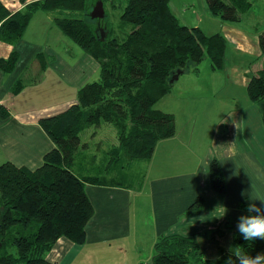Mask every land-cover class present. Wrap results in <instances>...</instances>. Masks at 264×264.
<instances>
[{
  "label": "crops",
  "instance_id": "crops-1",
  "mask_svg": "<svg viewBox=\"0 0 264 264\" xmlns=\"http://www.w3.org/2000/svg\"><path fill=\"white\" fill-rule=\"evenodd\" d=\"M0 1L11 13H16L39 0ZM235 4L239 9L237 21L218 17L221 19L217 20L220 27L210 34L199 25L195 26L208 35L221 33L227 39L225 67L219 70L209 59V62L204 61L205 69L209 68V72L205 73L209 76L201 82L197 81V86L201 84V87L195 88V91L198 95L203 93L211 97L232 87L241 91L244 103L227 107L225 112L221 109V134L220 128L213 127V130L207 131L206 125L203 126L207 114L215 116L206 108L188 111L182 126L176 120L175 136L161 140L153 157L148 160L151 161L157 151L162 154L163 163L167 164L170 158L169 169L154 177H148L147 170L135 185L129 182L131 176L127 172L126 185L116 183L119 174L135 160L124 162L122 169L112 165L109 153L118 145V138L117 143L107 151L97 175L76 173L75 159L73 171L78 177L97 176L109 183L85 185L94 209L93 217L86 226L85 243L78 244L62 237L47 254L48 261L76 264L78 260V264H93L99 258L112 261L117 256L121 264H141L143 257L136 254L129 256L127 247L131 246L130 253L133 250L141 253L147 228H150L148 240L153 246L161 236L180 235L198 237L206 260H219L236 252L234 239L239 217L250 214L247 213L250 203L264 205V102L253 103L248 96L252 75L264 68L260 40L264 32V19L260 12L264 8V0H241ZM66 37L54 22L52 14L38 11L22 38L11 41L0 38V165L11 162L17 167L34 171L43 164L46 154L54 149L55 144L41 126V120L67 111L77 100L69 97L66 103L59 101V106L46 111L49 107L39 103L41 99L48 98L47 90L54 89L50 87L52 81L56 80L61 87L65 78L69 85L72 82L78 94L83 85L91 83L84 84L85 80L94 76L93 80L96 75L100 79V63L90 55L92 62L95 61L94 71L92 74H79L80 61L87 59L84 57L87 54L83 52L79 55ZM13 52L18 53V61L13 71L6 72L1 63L8 60ZM80 56L81 59H78ZM66 57L73 59L71 61ZM260 60L257 65L256 61ZM201 65L196 72L191 69L187 81L193 82L196 75L200 76ZM80 76L83 77L81 82L78 80ZM20 84L22 87L17 89ZM2 113L7 116L2 117ZM207 132L210 134L208 145L204 135ZM82 144L81 148H85L86 144ZM214 160L218 161L225 176V193L213 189L210 168ZM197 199L202 201L200 209L195 214H189L190 206ZM222 206L227 209L224 216ZM224 226L226 231L222 234L218 232L220 238L217 239L214 233ZM114 244H117V249L113 250Z\"/></svg>",
  "mask_w": 264,
  "mask_h": 264
},
{
  "label": "trees",
  "instance_id": "trees-1",
  "mask_svg": "<svg viewBox=\"0 0 264 264\" xmlns=\"http://www.w3.org/2000/svg\"><path fill=\"white\" fill-rule=\"evenodd\" d=\"M97 1L39 0L16 13L0 1L1 39L22 38L34 14L44 11L101 66L100 79L83 86L77 102L65 112L41 120L55 147L39 168L31 171L11 162L0 165V264H54L47 254L60 238L85 243L86 226L94 214L85 185L109 183L97 176L80 178L73 171L85 129L103 122L117 128L118 145L109 153L113 166L117 162L122 169L124 162L151 159L157 144L176 134L175 115L156 108L171 91L174 74L197 71L207 59L216 69L225 67V36L181 24L171 0H129L121 19L132 32L124 41L113 37L108 27L107 39L98 37L96 19L90 14ZM206 1L214 16L227 21L239 18L235 2L241 0ZM260 40L264 55V32ZM18 58L13 52L1 66L11 72ZM248 96L253 103L264 102V68L252 75ZM210 171L213 189L225 193L226 179L217 160ZM127 181L122 172L116 183L125 186ZM201 205L197 199L188 213H197ZM234 247V254L210 261L200 252L198 237L161 236L152 262L141 264H226L230 257L239 264L237 254L255 257L264 253V239L247 241L237 232Z\"/></svg>",
  "mask_w": 264,
  "mask_h": 264
},
{
  "label": "rangeland",
  "instance_id": "rangeland-1",
  "mask_svg": "<svg viewBox=\"0 0 264 264\" xmlns=\"http://www.w3.org/2000/svg\"><path fill=\"white\" fill-rule=\"evenodd\" d=\"M129 0H107L105 4V10H106V16L103 20H95L93 23L97 26L98 29V37L103 38L104 34L105 39L109 36L108 34V28H110L111 32H114L113 37H118L120 40L124 41L126 37L129 36V33L132 32V28L129 25H125L121 19L122 14L124 12L125 7L128 5ZM171 7L173 12L177 15L180 22L182 24L188 25L190 27H195L196 25L202 27L205 29V31L210 34L212 31H215V29L219 28V22L221 21L220 18L217 16H214L211 11L209 10L208 4L206 0H171ZM262 7V5L260 6ZM94 8V6H93ZM92 8V10H93ZM91 10V12H92ZM90 12V14H91ZM261 16L264 19V8L260 10ZM90 18L88 17V20ZM218 20V21H217ZM108 27V28H107ZM57 28V27H56ZM67 38V42L74 46L75 50L79 53V55L83 54L85 52L80 46H78L74 41H72L70 38ZM86 53V52H85ZM87 54V53H86ZM84 57L87 59H82L80 62V75L82 73H88L92 74L94 71V63L93 60L90 59L91 57L87 54ZM67 58V57H66ZM72 61V57L67 58ZM81 59V56L80 58ZM207 62L208 59L206 60ZM205 61V62H206ZM97 62V61H96ZM205 62L200 67V76L196 75V80L193 82L187 81L189 77V72L184 73L179 77L178 80L174 82L172 85V91L166 95L157 105L156 108H160L163 110L168 111V113H174L176 115V120H178V124L180 126L184 125L182 122H185V116L187 115L188 111H195V110H204L205 108L208 111H212L215 116H210L207 114L206 119L203 121L206 125V130L209 131L210 129L213 130V127L220 128L218 129L220 134L223 131V128L220 121H221V113L224 110L226 111V108L229 107H235V105H242L244 103V100L242 98V93L239 90H235L232 87L228 88V91L225 92V90H222L221 92H216L213 94V96L209 97L206 95L196 94L195 88H200L201 84L197 86V81L201 82L203 78H206V73L209 72L205 69ZM257 65L258 63H261V60L258 62L256 61ZM207 71V72H206ZM196 72V71H194ZM206 72V73H205ZM99 73V72H98ZM88 75H86L87 77ZM214 76H217L215 74ZM91 78H88L85 80V83L93 82L99 79V75H96L95 78L92 80ZM182 78V80L180 79ZM65 81V84L61 87L58 86L57 81L51 82L50 87H54L53 90L49 89L47 90L46 100L43 101L41 99V102L39 103L41 106L49 107V109H46V111H50L55 106H59L58 102L60 101L61 104H64L67 102V99L74 98L75 100H78V94L74 88V85L70 83L67 79H63ZM80 82L83 81V77L80 76L78 79ZM181 80V81H180ZM203 84V82H202ZM82 85V84H81ZM84 86V85H83ZM82 86V87H83ZM202 86H205L204 84ZM61 92H63L61 94ZM45 95V94H44ZM202 95V97H201ZM235 97V99H233ZM74 101V100H73ZM77 102V101H76ZM38 105V104H37ZM36 105V106H37ZM50 105H53L50 107ZM45 111V110H43ZM218 116V117H217ZM264 124V122H263ZM221 130V131H220ZM117 128L107 122H103L101 126H92L87 129H85L81 133V139L82 143L86 144L84 145L85 148H81L78 152V155H76V165L75 170L76 173L80 175H97L98 169L101 168L104 157L107 155V151L111 149L117 143ZM207 137V145H208V138H209V132L207 134H204ZM203 134H201V137ZM116 141V142H115ZM206 144V143H205ZM83 145V144H82ZM162 154L158 153L156 151V156L151 160L150 159H135L132 161V163L127 166L126 170L123 172H127L131 177L129 178V182L131 184L135 185L137 184L144 174H146V171L148 170V177H154L155 175H158L164 171V169H169V161L167 162L168 156H166V163H163L161 161ZM201 162V159L199 158V163ZM118 166L117 162L115 163V168ZM150 166V167H149ZM126 167V166H125ZM81 172H80V170ZM115 170V169H114ZM165 172V173H166ZM150 228H147V233L143 236V249L141 253H137L133 250L132 253H130L131 246L127 247V251L129 256H132L136 254L137 256H142L143 260H141V263H151L152 259L155 255V244L154 246L151 244V240L149 239V230ZM222 229H225L226 226L222 227ZM222 234V232H219ZM214 235L218 238L220 234L214 233ZM229 238V237H228ZM141 241V240H140ZM200 243V241H198ZM117 244L113 245V250L117 249ZM200 252L203 253V250L201 249ZM15 255L17 254L16 250L14 251ZM204 254V253H203ZM81 260V258H80ZM78 260L76 261V264H78ZM85 263V262H84ZM122 261L118 259L117 256H115L114 260L107 261L103 258L97 259L96 263L93 264H121ZM139 263V262H138ZM125 264H127L125 262ZM130 264H133L130 262Z\"/></svg>",
  "mask_w": 264,
  "mask_h": 264
},
{
  "label": "clouds",
  "instance_id": "clouds-1",
  "mask_svg": "<svg viewBox=\"0 0 264 264\" xmlns=\"http://www.w3.org/2000/svg\"><path fill=\"white\" fill-rule=\"evenodd\" d=\"M207 167V162L205 161ZM223 207V206H222ZM222 216L227 212V209ZM247 213L239 217L237 229L240 235L247 241H254L256 238L264 239V205H257L255 202L248 204ZM221 216V217H222ZM239 264H264V253L258 254L255 257L239 255ZM226 264H234L231 257L226 261Z\"/></svg>",
  "mask_w": 264,
  "mask_h": 264
},
{
  "label": "water",
  "instance_id": "water-1",
  "mask_svg": "<svg viewBox=\"0 0 264 264\" xmlns=\"http://www.w3.org/2000/svg\"><path fill=\"white\" fill-rule=\"evenodd\" d=\"M91 17L96 20H103L106 17V10H105V2L104 0H98L91 12ZM105 34L102 40H105ZM188 71H177V73L174 74V76L170 80V84L173 85L176 80L179 79L181 75L186 73Z\"/></svg>",
  "mask_w": 264,
  "mask_h": 264
},
{
  "label": "built area",
  "instance_id": "built-area-1",
  "mask_svg": "<svg viewBox=\"0 0 264 264\" xmlns=\"http://www.w3.org/2000/svg\"><path fill=\"white\" fill-rule=\"evenodd\" d=\"M1 26H2V22H0V28H1Z\"/></svg>",
  "mask_w": 264,
  "mask_h": 264
},
{
  "label": "flooded vegetation",
  "instance_id": "flooded-vegetation-1",
  "mask_svg": "<svg viewBox=\"0 0 264 264\" xmlns=\"http://www.w3.org/2000/svg\"><path fill=\"white\" fill-rule=\"evenodd\" d=\"M107 0H104V2H106Z\"/></svg>",
  "mask_w": 264,
  "mask_h": 264
}]
</instances>
